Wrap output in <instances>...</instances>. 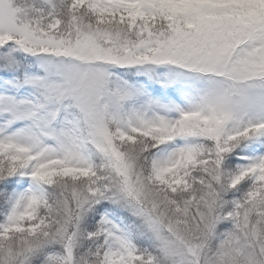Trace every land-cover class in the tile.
Listing matches in <instances>:
<instances>
[{
	"label": "snow or ice",
	"instance_id": "6c2138e0",
	"mask_svg": "<svg viewBox=\"0 0 264 264\" xmlns=\"http://www.w3.org/2000/svg\"><path fill=\"white\" fill-rule=\"evenodd\" d=\"M0 264H264V0H0Z\"/></svg>",
	"mask_w": 264,
	"mask_h": 264
}]
</instances>
